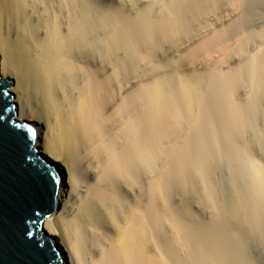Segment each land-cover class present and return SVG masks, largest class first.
<instances>
[{"label": "bare ground", "instance_id": "6f19581e", "mask_svg": "<svg viewBox=\"0 0 264 264\" xmlns=\"http://www.w3.org/2000/svg\"><path fill=\"white\" fill-rule=\"evenodd\" d=\"M167 1L0 0L1 74L62 178L46 229L65 264H246L264 245V29L246 0Z\"/></svg>", "mask_w": 264, "mask_h": 264}, {"label": "snow or ice", "instance_id": "6c2138e0", "mask_svg": "<svg viewBox=\"0 0 264 264\" xmlns=\"http://www.w3.org/2000/svg\"><path fill=\"white\" fill-rule=\"evenodd\" d=\"M8 95L0 85V97ZM8 111L6 105L0 106V264H52L58 259L56 252L35 239L27 222L37 215L31 208L36 194L57 178L37 166L41 153L39 145L37 151L32 150L35 131L28 128L27 135L18 132L17 125L3 119ZM29 210L31 215H26Z\"/></svg>", "mask_w": 264, "mask_h": 264}, {"label": "water", "instance_id": "95a60500", "mask_svg": "<svg viewBox=\"0 0 264 264\" xmlns=\"http://www.w3.org/2000/svg\"><path fill=\"white\" fill-rule=\"evenodd\" d=\"M0 85H3L5 90L9 94L8 97H0V106L6 105L9 109L8 112L3 113V119H10L11 122L18 126L16 130L18 132H21L22 134L27 135V129L32 128L36 133V136L31 137L32 150L34 152L37 151L38 129L36 125H33L28 121L22 122L18 119V113L16 111V105L14 102L15 95L11 92V88L14 86V82L8 78H4L1 74V69ZM39 152L41 153V155L39 156V163L37 166L42 169H48L50 175L56 177L57 180L55 183L49 180L46 186L36 194L31 208L36 210L37 215L35 219L29 220L27 223L35 239L39 240L41 245L45 248L51 245L56 252V256L58 257V259L54 260L52 264H65L64 252L61 245L59 244L57 239L46 229V223L48 219L55 216L61 208V196L63 192L62 178L56 165L49 158L44 156L40 150ZM32 159L33 162L36 163V158ZM21 215H25V213H21ZM26 215H31V210H29Z\"/></svg>", "mask_w": 264, "mask_h": 264}, {"label": "rangeland", "instance_id": "374dc122", "mask_svg": "<svg viewBox=\"0 0 264 264\" xmlns=\"http://www.w3.org/2000/svg\"><path fill=\"white\" fill-rule=\"evenodd\" d=\"M121 1H123V0H97L96 3H97V5H98V7L100 8V10L103 9V11H104V10H107V11H108V9L113 11V8H114V9H118V11L122 10V8H123V11H124V10H127V8H128V10H127V11H124V12H127V13H129V14H130V13H133V15H134V14L137 15V14H139V13H137V12H139V10L143 9V6H145V8H146V6H147V7L150 6V5H149V4H151L150 2H152V3L154 2L153 4H155V3L157 2V0H155L156 2H155L154 0H151V1H150V0H131V1H133V3L130 2V0H124L123 2H121ZM143 1H147V5H146V2H143ZM159 1H161V0H159ZM168 1H169V2H172L173 0H172V1L168 0ZM168 1H167V2H168ZM246 1L249 3L250 7H248V5H247V7H245V8H246L245 10H247V8H249L250 10H247V11H248V12L251 11V12H249V13L244 12L245 14H249V15H250V16L248 15L249 20H247V19H248V18L246 17L247 15H245V14H244L245 16L243 15V16L245 17V19L247 18V19H246V22H248V24H249V25H246V26H247L246 28H247V29H254V30L257 29V31H260L261 29H264V0H262V1L259 0V2L261 1L260 3H259V2H257L256 4L254 3V4L257 6V8H256L255 5L253 6V3H252V2H254L253 0H246ZM246 1H245V2H246ZM257 1H258V0H257ZM138 2H140V3H138ZM114 3H115V4H114ZM121 3H122V4H121ZM123 3H124V4H123ZM129 3H130V4H129ZM131 3H132V4H131ZM134 3H135V4L137 3V4L135 5L136 7L133 5ZM141 3H142V4H141ZM144 3H145V4H144ZM148 3H149V4H148ZM159 3H160V2H158V4H159ZM261 3H262V4H261ZM113 4H114V5H113ZM143 4H144V5H143ZM153 4H152V5H153ZM158 4H157V3L155 4V10L157 9V10H156L157 12H158V10H159L160 12H158V13H164V12L161 11V9H159V7H161V5L159 6ZM246 4H247V3H246ZM131 5H132V6H131ZM140 5H141V6H140ZM142 5H143V6H142ZM152 5H151V6H152ZM156 5H158V6H157L158 8L156 7ZM251 5H252V6H251ZM108 6H110V7H108ZM124 6H125V7H124ZM261 6H262V7H261ZM141 7H142V8H141ZM153 7H154V6H153ZM131 8L133 9V12L131 11ZM136 8H137L138 10H137ZM145 8H144V9H145ZM251 8H252V9H251ZM134 9H135V10H134ZM262 9H263V10H262ZM136 10H137V11H136ZM114 11H116V10H114ZM141 11H143V10H141ZM144 11H145V10H144ZM136 13H137V14H136ZM158 13H155L157 18H158L159 16H162V15H163V14H158ZM155 14H154V15H155ZM133 15H132V16H133ZM157 15H158V16H157ZM165 15H166V13H165ZM163 16H164V15H163ZM253 16H254V17H253ZM244 17H243V18H244ZM250 20H251V22H250ZM250 25H251V26H250ZM249 26H250V27H249ZM248 27H249V28H248ZM184 38L187 39L188 37H184ZM186 39H183V42H184V43H186L185 41L188 40V39H187V40H186ZM184 40H185V41H184ZM12 80H13V79H12ZM13 81H14V80H13ZM14 82H15V81H14ZM14 85H15V84H14ZM248 88L251 89L250 87H248ZM11 89H12V88H11ZM251 90H252V89H251ZM246 91H247V87L244 88L243 91H240V92H239V95H238L239 97L237 96V100H238V101L240 100L239 102H241V103H244V102H245V103H246V100H248V98H249V96H250V94H251V93H250L251 91H250V92L247 91V93H246ZM248 93H249V94H248ZM14 95H15V93H14ZM248 95H249V96H248ZM15 96H16V95H15ZM243 97H244V98H243ZM246 97H248V98H246ZM245 99H246V100H245ZM243 101H244V102H243ZM241 103H240V104H241ZM260 122H261V121H260ZM260 122H257V123L259 124ZM260 124H261V123H260ZM260 124H259V125H260ZM256 126H257V125H256ZM256 126H255V127H256ZM261 126L264 128V125L262 124V125H260V127L257 126L256 129H257V128H259V129L262 128ZM256 129H254V131H255ZM256 131H258V129H257ZM256 131H255V133L252 132L253 135H252V133H251V135H249L250 137H249V136H248V137H249L250 139L252 138V140H254V138H257V139H258V138H260L261 135L263 136V134L259 133V132H264L262 129H260V131H258V132H256ZM256 133H259V135H257ZM255 134H256L257 136H255ZM44 136H45V134H44ZM263 138H264V136H263ZM260 139H261V140L259 141V144H260V142L262 141V138H260ZM258 140H259V139H258ZM254 141L257 142V140H254ZM259 144H258V142H257V145H259ZM262 144H263V143H262ZM262 144H260L261 147H262ZM260 146H258V148H259ZM255 148H256V146H255ZM258 148L254 149V151H255V150H257V151L260 150V151H262V152H260V151H258V152H257V151L254 152V156H255V154H256V156H255V157H256L255 160H257V158H258V161H257V162H260V163L263 165V164H264V158H263L264 155L262 156L261 153H263V149H264V148H263V147H262L261 149H258ZM260 154H261V155H260ZM261 157H262V158H261ZM262 159H263V161H262ZM224 161H225V160H224ZM224 161H223V159H222V163H226V164H227V162H226V161L224 162ZM222 163H221V165H222ZM226 164H225V165H226ZM221 165H219V166H221ZM228 165H229V164H228ZM228 165H226L227 167H226V166L223 167V165H222V167H223V169H224V170L222 171L223 174L226 173L225 175H228V176L225 177V175H223L222 173H220V172H221L220 169H218V171H220V172H218L217 170H216V171H217L218 173H220V174H218L217 172H216V173L218 174L219 177H217V174L215 173L216 175H214V176H216V177H215V179H213V180L216 181V179H217V182H219V181H222V180L224 179V182H225V178H226V182H227V183H228V180H229V182H230L231 179H232V181H233V180H234L233 177H232L231 179H229L231 176H233V174L231 175V170H232L231 168H229L230 170L227 169V168L229 167ZM222 167H221V168H222ZM218 168H220V167H218ZM225 171H226V172H225ZM228 171H230V172H228ZM224 172H225V173H224ZM232 173H233V172H232ZM220 175H221V176H220ZM222 175H223V176H222ZM221 177H222V178H221ZM213 178H214V177H213ZM227 178H228V179H227ZM218 179H220V180H218ZM215 181H213V182H215ZM234 181H235V180H234ZM222 182H223V181H222ZM226 182H225V183H226ZM215 183H216V182H215ZM219 183H220V182H219ZM230 183H231L232 186H234V184H232V182H230ZM233 183H234V182H233ZM221 184H224V183H221ZM221 184H220V185H221ZM235 184H236V181H235ZM220 185H219V186H220ZM224 185H227V184H224ZM229 185H230V184H229ZM231 185L229 186V187H231V188H230V191H233V190H234V191H237V192H238V191L240 190V189L238 188V187H239L238 185H237L238 187H237L236 185L234 186V187L238 188L237 190H236V188H234V187H233V189H232V186H231ZM239 185H240V184H239ZM227 187H228V186H227ZM240 187H242V186H240ZM77 193H78V192H76V196H75L74 201H73V202H74L73 204H75L76 206H75V205H71V208L69 209V210H71V211L68 212V215H71V213H73V212L76 210V208H73V207H77V204H78L77 202H79V198H80V194L78 193V194H79V195H78ZM231 193H232V194H237L236 192H231ZM232 194H231V195H232ZM77 196H78L79 198H78ZM198 197H199V196L196 197V199H198L197 201H199V199H200V197H199V198H198ZM189 198H193V197H188L187 201L189 200ZM178 199H179V196H178ZM181 199H182V198H181ZM196 199H195V197H194V198L192 199L193 202H192L191 200H190V202H189V201H188V202H189L190 204H191V202H192V204H193V203L196 201ZM200 200H201V199H200ZM197 201H196V202H197ZM201 201H202V200H201ZM201 201H200V202H201ZM188 202L185 201V202H184V203H185L184 206L188 207V206L186 205V203H188ZM200 202H199V203L197 202V203H195V204H196V205H197V204L200 205ZM180 204H181V201H180ZM192 204H191V205H192ZM195 204H194V205H195ZM201 204H202V202H201ZM188 205H189V204H188ZM191 205H189V207H191ZM192 206H193V205H192ZM197 207H198V206H195V207L193 206V207H191V208H193V209H191L189 212H193V213H192L193 215H198V216H199L198 219L201 218L202 220H204V223H206V221L209 220V222L212 223V225H213V221L211 222V220H210V219H212V218H210L211 215H212V214H210L211 212H209V213H207V212H205V213L202 212V213H204V214L201 215V213L198 212V211H202V209H203L204 207H203L202 205L199 206V208L201 207V209H199V208H197ZM185 209H186V208H185ZM187 209H190V208H187ZM72 210H73V211H72ZM192 210H193V211H192ZM204 210L209 211V209H205V208L203 209V211H204ZM195 211H196L197 214H194ZM210 211H211V210H210ZM69 213H70V214H69ZM198 213H200V214H198ZM190 215H191V213H190ZM209 215H210V216H209ZM201 216H203V217H201ZM204 216H206L207 218L205 217V219H204ZM208 216H209V217H208ZM193 217H195V216H193ZM193 217H192V220H191V221H194V219H196L194 222H196V221L198 222V219H197L196 217H195V218H193ZM190 218H191V216H190ZM208 218H209V219H208ZM186 221H187V220H186ZM191 221L188 222V223L191 224V223H192ZM194 222H193V223H194ZM197 222H196V224L199 223L198 226H200L201 224H203V223H202L203 221H199L198 223H197ZM200 222H201V223H200ZM193 223H192V224H193ZM206 224H207V223H206ZM193 225H195V223H194ZM204 225H205V224H204ZM204 225H203V226H200V227H203V228H204ZM207 225L212 226V225H210L209 223H208ZM207 225H206V228L209 227V226H207ZM214 225H215V224H214ZM214 225H213V227L215 228L217 225H215V226H214ZM190 226H191V225H190ZM220 227H221V228H220ZM223 227H224V226H223ZM209 228H210V227H209ZM217 228L223 230V229H222V226H219V225H218V227H216V229H217ZM218 229H217V230H218ZM225 229H226V228H225ZM225 229H224V231H225ZM221 230H220V232H221L222 234H225V233H223ZM227 230H228V229H227ZM230 231H231V230H228V234L231 236V235L234 233V232H233L234 230L232 231L233 233L231 232V234L229 233ZM235 231H236V230H235ZM226 233H227V232H226ZM228 234H225V236L228 235ZM235 234H236V232H235ZM235 234H234L233 236H231V237L229 236V237H230V238L235 237ZM226 237H227V236H226ZM253 243H254V244H253ZM253 243H251V245L253 244L252 247L250 246V248H251L250 250H251L252 252L249 251V254H250V252H251V257H252V258L247 257L248 255H247L246 257L248 258L249 261H251L252 259H254V261H253V260H252V261H253V263L255 262V264H263V262H262V260H261V259H263V258H261V257L264 256V251H263V250H264V245H262V244L259 243V242H253ZM257 243H258V244H257ZM255 244H256V245H255ZM258 245H259V246H258ZM260 245H262L263 247L260 246ZM260 247H261V248H260ZM262 253H263V254H262ZM249 256H250V255H249ZM246 257H244V258H246ZM247 258H246V259H247ZM259 259L261 260V262H257V263H256L255 260L259 261ZM248 260L246 261V264H248ZM252 261H251V262H252ZM251 262H249V264H250ZM244 263H245V262H244Z\"/></svg>", "mask_w": 264, "mask_h": 264}]
</instances>
